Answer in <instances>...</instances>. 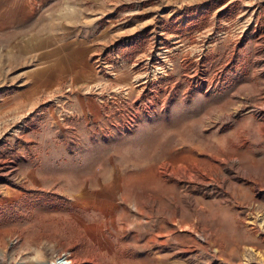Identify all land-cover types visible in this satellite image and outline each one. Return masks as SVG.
<instances>
[{
  "label": "rangeland",
  "instance_id": "1",
  "mask_svg": "<svg viewBox=\"0 0 264 264\" xmlns=\"http://www.w3.org/2000/svg\"><path fill=\"white\" fill-rule=\"evenodd\" d=\"M81 1L0 0V264H264V0H103L114 27L136 29L133 52L96 49L99 79L76 87L53 46ZM152 68L164 72L133 80ZM115 85L126 96L100 102ZM75 91L136 113L75 144L104 169L93 193L39 190L26 169L49 186L59 163L44 119L81 122Z\"/></svg>",
  "mask_w": 264,
  "mask_h": 264
},
{
  "label": "crops",
  "instance_id": "2",
  "mask_svg": "<svg viewBox=\"0 0 264 264\" xmlns=\"http://www.w3.org/2000/svg\"><path fill=\"white\" fill-rule=\"evenodd\" d=\"M88 1L90 0H82L80 4ZM91 1L92 6H82V9L79 10H75L74 7L77 6L74 5L70 11V16H68L69 21L64 20L62 24L59 23L60 30L55 35L56 43L53 46L56 55L55 60L60 62L62 67L67 68L65 74V69L62 71V76L68 78L76 87H82L90 81L99 79L91 62V57L96 49H104L107 54L109 50L115 47L120 49L119 57H130L133 50L126 47H132L134 40L137 39V35H134L136 32L135 28L127 29L126 25L114 27L117 18H115V15H110V6L103 0ZM207 7L208 5L202 7V9ZM102 18H104L103 21H101ZM124 18L126 17L124 16ZM67 21L68 23H66ZM118 21L120 22V19ZM122 37L124 40L128 39L129 42L120 43V45L115 43ZM115 44L119 47L115 46ZM50 53H52L51 49ZM120 65L122 68H119V65L118 67L116 66L118 69L113 77L116 79L121 78V81L127 82L129 80L127 68H124V64ZM71 100L73 113L79 120H82L81 122H64L58 120L59 118L52 114L44 119V128H47L50 132L45 139L48 144H51V146L48 145L46 157H55L56 161L59 162L58 166L53 169L54 174L51 177V185L47 186V184H44L40 167H32V169H26V171H28L30 183L39 190L50 187L58 191L57 193L68 195L91 194L94 191L93 188L91 190L88 189L91 187L88 185V180H92L93 176L97 175L98 181L100 180L101 182L105 178L104 169L95 175L92 165L90 167L86 165V163L91 162L92 159L90 157L85 155L83 161L77 160L73 150L76 146L75 144L84 147L88 146L89 141L95 142L99 140L95 135V126L102 131L104 129L111 130V128H119L125 131L127 129V116L131 115L130 119L133 121V116L136 112L133 109L128 110L123 107L124 103V106H126L125 100L122 106L118 108L119 111L113 114L110 108H105L94 97L85 95L81 91H75ZM114 116L118 117L115 118ZM80 131L83 134L87 132V137L83 140L77 137L81 135ZM102 138L109 139L108 136L104 135ZM77 162L81 163L82 166L75 167L73 170L77 171V173L72 174L70 170L73 168V164Z\"/></svg>",
  "mask_w": 264,
  "mask_h": 264
},
{
  "label": "built area",
  "instance_id": "3",
  "mask_svg": "<svg viewBox=\"0 0 264 264\" xmlns=\"http://www.w3.org/2000/svg\"><path fill=\"white\" fill-rule=\"evenodd\" d=\"M97 58H99V56ZM163 72H164V68L162 69L157 68V70H154L152 68L151 72L146 71L141 74H138L137 77L135 76L133 78V80L139 79L141 83H144L154 78L155 75L161 74ZM126 94L127 92L124 87L121 88L120 86L115 85L114 87H112V89L104 91L102 96H99V100L100 102H106V103H111V102L119 103L122 100V98L126 96ZM120 97L122 98L120 99ZM55 260H58V262H53L52 264H67L69 263V255L67 252H60L58 255L55 256Z\"/></svg>",
  "mask_w": 264,
  "mask_h": 264
},
{
  "label": "water",
  "instance_id": "4",
  "mask_svg": "<svg viewBox=\"0 0 264 264\" xmlns=\"http://www.w3.org/2000/svg\"><path fill=\"white\" fill-rule=\"evenodd\" d=\"M43 264H52V261H46Z\"/></svg>",
  "mask_w": 264,
  "mask_h": 264
},
{
  "label": "bare ground",
  "instance_id": "5",
  "mask_svg": "<svg viewBox=\"0 0 264 264\" xmlns=\"http://www.w3.org/2000/svg\"><path fill=\"white\" fill-rule=\"evenodd\" d=\"M56 262H58V260H56ZM53 263V262H52Z\"/></svg>",
  "mask_w": 264,
  "mask_h": 264
}]
</instances>
